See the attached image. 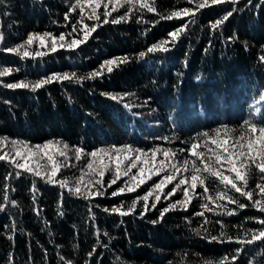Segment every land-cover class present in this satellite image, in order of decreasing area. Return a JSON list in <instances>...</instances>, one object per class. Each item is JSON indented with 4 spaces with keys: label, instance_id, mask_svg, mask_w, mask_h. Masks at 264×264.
Returning a JSON list of instances; mask_svg holds the SVG:
<instances>
[{
    "label": "trees",
    "instance_id": "16d2710c",
    "mask_svg": "<svg viewBox=\"0 0 264 264\" xmlns=\"http://www.w3.org/2000/svg\"><path fill=\"white\" fill-rule=\"evenodd\" d=\"M150 2L154 12L136 11L127 22L104 24L102 15L100 21L85 19L89 27L99 26L79 47H58L52 52L51 40L45 48L36 41L30 50L46 54L21 59L7 49L23 44L29 34L48 32L59 37L70 33L63 43L82 38L81 25L76 23L81 19L79 8L69 13L75 0H0V70L14 69L0 77V140L6 144L23 141L30 146L59 140L70 149L82 148L84 153L125 145L149 154L155 148L170 149L176 153L172 162L182 164L195 158L180 149H188L204 132L227 127L238 136L246 121L264 126V62L260 60L264 55V0H239L238 4L229 0L200 9L195 0ZM129 7H120L109 19L124 15ZM184 8L192 9L195 15L161 19ZM103 11L101 7L99 12ZM228 11L233 15L211 29L210 25ZM185 24L188 27L172 42L169 33ZM161 40L170 41L168 52H147ZM141 52L145 53L143 58ZM123 56L130 58L127 63L111 73L105 68L95 79L54 80L35 92L5 86L65 73L87 76L104 61ZM113 95L122 99L114 100ZM4 153L0 145V155ZM89 159L84 155L77 161L74 151L68 152L67 159L57 157L61 168L55 179L71 182L63 188L17 169L8 159L0 161V206L4 209L0 211V264H219L225 256L229 264H264V241L242 246L210 240V236H221V224L233 238L264 228L256 222L264 213L235 190L228 188L246 207L239 209L221 201L235 210L231 216L204 211L201 205L208 201L200 186L196 193L201 195L193 197L187 210L178 205L161 219L165 207L183 199L185 186H181L168 199L162 195L156 208L142 217L143 201L132 214L120 216L110 210L120 205L127 210L168 173L154 176L136 192L111 196L128 179L122 177L104 196L85 199L69 188L75 186L82 169L87 171ZM157 159H165L162 152ZM196 163L200 165L198 160ZM50 168L47 161L46 170ZM113 172L114 166L104 177L105 187ZM191 174L177 173L164 192ZM202 175L211 194L224 190L216 177ZM89 178L85 176V181ZM257 184H264V174L252 166L245 190L253 192V200L262 198ZM199 212L204 215H196ZM196 229H200L199 234ZM237 249L241 254L233 262Z\"/></svg>",
    "mask_w": 264,
    "mask_h": 264
},
{
    "label": "snow or ice",
    "instance_id": "6c2138e0",
    "mask_svg": "<svg viewBox=\"0 0 264 264\" xmlns=\"http://www.w3.org/2000/svg\"><path fill=\"white\" fill-rule=\"evenodd\" d=\"M197 9L205 8L211 5H219L229 0H195ZM233 4H238L239 0H230ZM251 3V0H248ZM189 3H193V0H189ZM109 5H111V10L109 11ZM124 5H131L128 11L117 18L109 19L113 12H117L120 7ZM139 6L136 8V6ZM103 7V13L99 12V9ZM79 8L81 19L76 23L81 25L80 31L84 33L82 38H74L70 43H63L66 40V35L60 34L59 37L52 36L51 33L45 32L42 34L32 33L29 34L26 41L23 44L18 45L16 48L7 49L8 52L20 55L21 59L26 57H40L45 55V52L35 51L34 53L30 50L34 42L38 41L41 48L47 47V41L51 40V51L55 52L59 48H69L74 49L79 47L80 44L86 42V40L91 36L93 32L96 31L98 24L89 27L84 21L96 20L100 21L101 15L104 17L102 23L108 24H119L121 22H127L136 11H141L146 9L149 12L155 11V6L150 2V0H75V3L70 6L69 13ZM86 9H90V12H86ZM236 9H233L235 11ZM233 11H228L221 19H217L214 23L210 25L211 29L215 30L221 26L225 21L233 15ZM194 16L195 12L190 8H184L182 11H172L167 17L162 16L161 19L171 20L173 18H182L184 16ZM69 19V14L65 15V20ZM140 22V21H137ZM188 27L187 24L177 29L174 32L169 33L172 38V42H175L181 33L185 31ZM73 32L77 31L76 25H73ZM3 37L0 36V41ZM170 41L161 40L160 42L153 44L147 49L148 53L154 52H168L170 49L168 45ZM23 51L21 52V50ZM140 58L145 56V53L141 52L139 54ZM129 57H115L113 59H108L104 61L100 68L96 71L89 73L87 76L76 77L75 73L63 75H53L37 81H27L22 80L17 83H9L5 86L10 89H29L30 91H37L38 89L44 87L46 84L55 81L64 80H75L76 82L83 80L95 79L103 74V70L106 68L108 73H111L114 68L120 66V64L127 63ZM260 60L264 62V55L260 57ZM14 69L4 68L0 70V77L9 75ZM110 95V94H109ZM112 99H122V97L111 96ZM127 106V105H126ZM244 129L238 136H233V130L227 127L223 129H215L214 133L204 132L197 137L194 142L191 143L188 149H180L181 152L187 151L189 156L194 157V160L185 159L182 164L172 162L176 153L170 149H160L155 148L149 154L142 149L133 148L131 145H125L123 147H111V148H100L93 150L90 153H84V150L80 147L75 149H70L69 145L63 143L62 141H49L43 145L30 146L28 143L23 141H11L12 149L15 151V157H10L9 153L5 152L0 155V161H5L8 159L13 163L14 167L20 169L24 172H29L34 176L40 177L41 179H46V182L59 183L60 186L66 187L71 182L68 180L57 181L55 177L57 176L60 168L61 162L57 160V157H65L67 159V154L69 151H74L76 160L79 161L84 155H87L90 159L86 165L87 171L81 170V176L75 182L73 188H69V191L73 194L79 195L85 199L89 197L104 196L107 188H111L117 183L122 177H128L125 181L124 186L119 187L117 190L111 193V196L116 197L122 195L125 192L133 193L136 192L142 185L151 180L154 176H159L161 173L167 172L159 182L155 183L152 188H150L143 196H138L132 201L131 205L128 206L127 210L124 209V205L118 207H113L110 211L112 213H117L120 216H126L132 214L136 208L139 201L144 202V211L140 213L141 217L146 211L155 209L157 202L161 201V196L163 195L165 199L170 198L175 195L177 190L181 189V186H185L183 191V199L170 203L161 211V219L164 214L170 210H175L177 206L187 210L188 204L196 195H201L196 193L198 186L204 188L203 196L207 197V204H202L201 208L204 211H210L214 215H235L236 212L233 209L225 207L221 201L227 204L236 205L237 208L243 209L246 205L241 204L239 200L235 199L229 194L228 188L235 190L241 196L246 197L253 207H256L259 212L264 213V184H257V188L260 190L261 199L253 200V192L245 190L247 188V176L249 174L252 166L262 174H264V126L258 125L256 123L245 122L242 126ZM202 137V138H201ZM6 141L0 140V145H3ZM163 153L164 160H157L158 153ZM45 159L50 164V171L46 170L45 165L39 164L38 160L36 166L33 167L32 162L34 159ZM23 160L20 163L19 160ZM200 162L198 166L196 161ZM166 161L168 163H166ZM189 164L192 165L189 169ZM169 165L172 171H169ZM113 178L107 182V187H105L104 177L107 172L113 171ZM133 169H137L133 173ZM43 170V171H42ZM191 171L190 176H184L179 179L178 183L171 189L170 192L165 193L164 189L167 185L172 184L173 181L177 179L176 174ZM202 173H207L210 176L216 177L221 184L224 185V190L217 191L215 195L209 192L208 187L205 184L206 177ZM226 173H231L229 175ZM16 175H20L17 172ZM85 176L90 178L85 181ZM95 177H99L96 179ZM243 184V187L240 186ZM82 184L85 185L82 188ZM96 186H99L96 188ZM92 188H96L95 191ZM35 191V187L33 188ZM155 194L154 201L149 205V198ZM202 196V198H203ZM9 197L5 194L4 200H8ZM14 203V202H13ZM209 205H212L210 208ZM219 209V211H217ZM3 207L0 206V211H3ZM106 212L109 209H104ZM196 215L203 216L204 212L196 213ZM157 221H153L156 223ZM257 223L264 225V218H257ZM205 223H209L206 219ZM219 223V221H217ZM221 236H210L211 241H216L219 243L223 242H235L240 245H251L256 241H264V228L253 231L251 235L245 234L244 236H237L233 238L223 231L224 225L221 224ZM205 231H207L205 229ZM199 234L200 229H196ZM95 251V250H94ZM241 254V249L236 250V255L231 259L233 262L237 260ZM91 255V254H90ZM219 264H229V258L227 256L223 257Z\"/></svg>",
    "mask_w": 264,
    "mask_h": 264
},
{
    "label": "rangeland",
    "instance_id": "374dc122",
    "mask_svg": "<svg viewBox=\"0 0 264 264\" xmlns=\"http://www.w3.org/2000/svg\"><path fill=\"white\" fill-rule=\"evenodd\" d=\"M2 146L5 148V152L9 153L10 157H13V158L15 157V151H13L11 143L10 144L4 143ZM37 160H38L39 164L45 165V167H46V162H47L46 158L45 159H39V158L34 159L32 162L33 167L36 166ZM157 160L159 161L160 159H157ZM19 162L23 163V160L21 159V160H19ZM133 171L135 173L137 171V169H134ZM182 193H183V191H182Z\"/></svg>",
    "mask_w": 264,
    "mask_h": 264
}]
</instances>
